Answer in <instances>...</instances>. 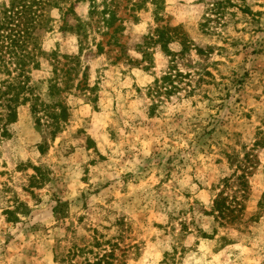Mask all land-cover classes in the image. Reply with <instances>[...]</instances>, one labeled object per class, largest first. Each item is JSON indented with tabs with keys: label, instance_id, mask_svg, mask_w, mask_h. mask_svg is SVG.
<instances>
[{
	"label": "rangeland",
	"instance_id": "1",
	"mask_svg": "<svg viewBox=\"0 0 264 264\" xmlns=\"http://www.w3.org/2000/svg\"><path fill=\"white\" fill-rule=\"evenodd\" d=\"M95 1L53 10L32 72L51 103L55 59L73 68L62 131L29 104L0 120V264L106 251L111 264H264V0ZM162 26L175 56L154 42ZM167 73L177 89L151 94ZM222 191L239 203L227 223L213 211Z\"/></svg>",
	"mask_w": 264,
	"mask_h": 264
},
{
	"label": "trees",
	"instance_id": "2",
	"mask_svg": "<svg viewBox=\"0 0 264 264\" xmlns=\"http://www.w3.org/2000/svg\"><path fill=\"white\" fill-rule=\"evenodd\" d=\"M86 0H4L0 1V120H5V125L14 123L18 118V108L22 105L29 104L33 115L37 118V122H41L44 117L47 118L48 124L51 126L52 133L57 134L62 131L63 122L68 118V107L63 102L62 93L66 89H70L67 85L63 87L61 76L63 72L65 74H71L73 68L69 67L66 71H63L61 61L55 59L54 77L48 80L47 93L51 99V103H47L41 97V93L38 92V84L33 82L32 72L38 69L41 65L40 57L45 54L44 51V38L45 35L54 29L55 19L52 17V12L55 9L63 11V17H66L69 13H74L76 5ZM91 6V12L96 9V1L89 0ZM158 0H152V3L158 5ZM221 3H214V7H220L223 3H230V0H221ZM139 3H134L133 8H137ZM102 14L109 17H105L107 25H112L118 17L114 11H110L108 7H105ZM110 12V13H109ZM75 14V13H74ZM158 14V12H157ZM176 32L179 27L171 28ZM169 29L166 26L157 28L155 30L157 38L154 40L156 43H160L167 50L168 56H175L176 53L168 51L169 43L177 39V35L169 34ZM151 39H154L153 36ZM184 43V41H183ZM98 47H101L98 44ZM186 48V42H185ZM184 48V49H185ZM197 51L203 54L202 49ZM57 57V55H55ZM61 72V73H60ZM86 78V72H84ZM177 75H182L179 72ZM172 73H167L161 79H156V87L153 88L152 93L160 94V90L164 86H159L162 81L164 84L171 81L169 85L171 89H177L173 84ZM63 78V77H62ZM61 80V81H60ZM69 80H73L72 77ZM80 84H77V88ZM159 86V87H158ZM166 90H169L168 86H165ZM261 137L256 140L255 146H264V131L258 133ZM43 150L42 145L39 146ZM246 174V173H245ZM244 177V175H242ZM246 183H243L245 187ZM224 191L221 195H218L214 201V214L217 219L226 221L235 218V213L238 206L237 197L224 196ZM242 209V208H241ZM16 210L6 211L9 215H15L20 212ZM239 211V210H238ZM24 214V212H21ZM100 245L98 240H95L94 247ZM79 253H86V248L77 247ZM105 254H95V261L87 260L86 264H111L109 259L114 257V251ZM91 253L94 252L91 250ZM63 262H66L63 259ZM84 264V263H83Z\"/></svg>",
	"mask_w": 264,
	"mask_h": 264
}]
</instances>
